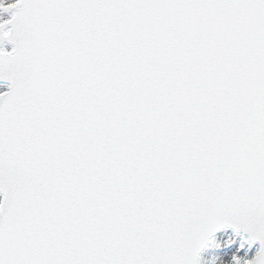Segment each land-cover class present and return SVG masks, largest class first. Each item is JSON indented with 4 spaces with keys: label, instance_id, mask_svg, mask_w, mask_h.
I'll list each match as a JSON object with an SVG mask.
<instances>
[{
    "label": "snow or ice",
    "instance_id": "obj_1",
    "mask_svg": "<svg viewBox=\"0 0 264 264\" xmlns=\"http://www.w3.org/2000/svg\"><path fill=\"white\" fill-rule=\"evenodd\" d=\"M0 264H264V0H0Z\"/></svg>",
    "mask_w": 264,
    "mask_h": 264
}]
</instances>
